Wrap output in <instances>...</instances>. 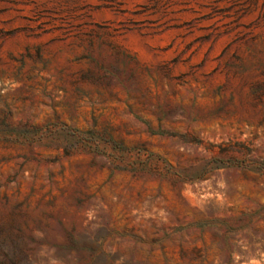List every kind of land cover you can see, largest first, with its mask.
Here are the masks:
<instances>
[{"label":"rangeland","instance_id":"rangeland-1","mask_svg":"<svg viewBox=\"0 0 264 264\" xmlns=\"http://www.w3.org/2000/svg\"><path fill=\"white\" fill-rule=\"evenodd\" d=\"M12 128L0 264H264V0H0Z\"/></svg>","mask_w":264,"mask_h":264},{"label":"trees","instance_id":"trees-1","mask_svg":"<svg viewBox=\"0 0 264 264\" xmlns=\"http://www.w3.org/2000/svg\"><path fill=\"white\" fill-rule=\"evenodd\" d=\"M20 138H22V137L19 135L18 130L14 129V128H12L10 131H8L6 133H3V132L0 133V142L10 141V142H13V143H19ZM230 151H235V152H239V151L241 152L242 151V156H245L248 153L249 150L244 145H237L236 144V145H229V146H226V147H222L221 154H227ZM225 162H227L228 166H232V165H234L236 163H237V166H239L238 162H235L233 160L223 161L222 159L216 158V159H214L212 161V163L215 164V165L210 167L206 172H210V171H212L214 169L223 168L221 165H223V163H225ZM244 162H246V161L243 160L240 163L243 164ZM247 164L253 166L252 167L253 171H255V172L259 173V174H264V161L249 160L247 162ZM206 166H207V164H206Z\"/></svg>","mask_w":264,"mask_h":264}]
</instances>
